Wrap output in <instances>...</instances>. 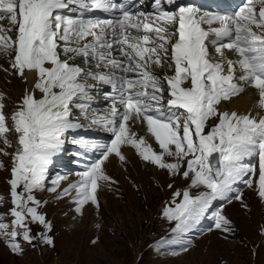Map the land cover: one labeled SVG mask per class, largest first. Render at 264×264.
Here are the masks:
<instances>
[{
  "label": "snow or ice",
  "instance_id": "obj_1",
  "mask_svg": "<svg viewBox=\"0 0 264 264\" xmlns=\"http://www.w3.org/2000/svg\"><path fill=\"white\" fill-rule=\"evenodd\" d=\"M175 2L154 0V12L145 13L131 11L121 0H0V20L16 29L13 39L6 34L12 28L0 26V50L14 53L11 67L17 75L27 81L28 71L35 77L32 91H26L11 114V129L0 103V138L7 145L6 133L18 135L8 181L11 220L0 216V239L13 253L23 252L21 240L31 244L37 239L31 235L33 223L46 230L40 241L53 243L46 234L52 225L38 212L40 201L33 192L44 189L51 158L63 147L65 135L82 127L72 119L74 109L87 115L90 93L99 83L110 86L107 98L112 103L109 113L92 123L107 127L112 139L103 144L73 141L100 153L58 196L74 191L77 213L89 203L99 209L101 182H113L104 164L112 155L124 161L125 145L143 161L190 180L189 189L175 192L163 211L175 222L172 232L177 236L211 211L215 201L242 200L234 194L238 182L264 201V115H239L219 107L244 91L238 83L243 82L256 90L257 106L264 110V0H243L232 14H211L191 5L166 8ZM93 11L112 15L86 17ZM210 48L221 58L218 62ZM225 50L235 59L227 58ZM164 64L173 75L161 77L152 70ZM141 120L159 153L131 131L130 122ZM210 120L217 122L205 132ZM62 179L53 180L48 191L55 192ZM192 188L203 190L193 196ZM213 219L215 229L232 232L221 211Z\"/></svg>",
  "mask_w": 264,
  "mask_h": 264
},
{
  "label": "rangeland",
  "instance_id": "obj_2",
  "mask_svg": "<svg viewBox=\"0 0 264 264\" xmlns=\"http://www.w3.org/2000/svg\"><path fill=\"white\" fill-rule=\"evenodd\" d=\"M0 25L12 28L6 34L15 38L16 29L7 19ZM13 56L11 51L0 50V101L10 129L11 114L17 110L28 83L11 67ZM136 123L132 122L130 127L138 139L144 135L139 133V126H134ZM5 136L7 145L0 138V164L3 165L0 167V197H3L0 216L4 222H10L8 181L18 135L9 131ZM110 157L112 160L105 162L104 171L113 182H101L97 192L99 209L89 203L82 214L77 213L74 191L58 198L69 187L68 180H61L52 192L48 191L53 186L51 176H47L44 189L35 190L33 195L40 201L38 212L52 225L46 234L53 243L47 245L40 241L41 233L46 232L43 225L30 224L31 235L37 239L31 244L21 240L22 253H13L0 239V264H264V201L252 189L242 194V200L221 209L222 215L231 222V233L213 228L206 235L189 236L187 232L177 236L172 232L173 223L163 215V204H170L175 192L188 190L190 180L150 166L135 154L122 162L116 156ZM164 160L173 162L168 156ZM74 179L79 178L69 177ZM202 190L190 191L197 195ZM207 214H204L206 221ZM199 230L207 232V224ZM163 235L167 238L160 242Z\"/></svg>",
  "mask_w": 264,
  "mask_h": 264
},
{
  "label": "bare ground",
  "instance_id": "obj_3",
  "mask_svg": "<svg viewBox=\"0 0 264 264\" xmlns=\"http://www.w3.org/2000/svg\"><path fill=\"white\" fill-rule=\"evenodd\" d=\"M231 53H226V56H230ZM25 76H27V91H32L33 89V83H34V73L26 71ZM258 93L254 90H247L243 94H239L235 97H233L229 101H224L221 103V110L222 111H228V112H233L235 111L239 115H244V114H251L252 116L259 117V115H264V111L261 110L257 105H258ZM134 126H139V133L144 135V140L148 145H151V147L156 151L158 148V144L154 140V138L148 133L147 131V126L146 123L143 122L142 120L137 122ZM139 139V138H138ZM130 145H125L122 147V154L125 157H132L134 156L135 152L130 151ZM115 158V155H112ZM111 158V157H110ZM112 160V158H111ZM121 160H119L120 162ZM151 166V165H150ZM154 167V166H153ZM124 167L122 166V169Z\"/></svg>",
  "mask_w": 264,
  "mask_h": 264
}]
</instances>
